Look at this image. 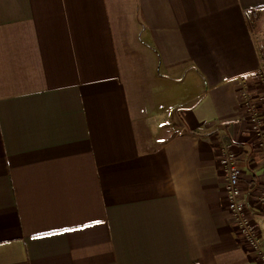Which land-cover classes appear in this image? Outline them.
Listing matches in <instances>:
<instances>
[{"label": "crops", "instance_id": "1", "mask_svg": "<svg viewBox=\"0 0 264 264\" xmlns=\"http://www.w3.org/2000/svg\"><path fill=\"white\" fill-rule=\"evenodd\" d=\"M261 45L264 0H0V264H263Z\"/></svg>", "mask_w": 264, "mask_h": 264}, {"label": "built area", "instance_id": "2", "mask_svg": "<svg viewBox=\"0 0 264 264\" xmlns=\"http://www.w3.org/2000/svg\"><path fill=\"white\" fill-rule=\"evenodd\" d=\"M259 17L258 10H252L249 20L255 24ZM256 85H250L248 79H244L242 102L247 113L250 130L260 141L259 146L264 147V45H261L259 54V67L254 72ZM219 162L226 176V203L229 211L236 219L237 233L243 236L250 246L257 250V257L264 264V243L258 237V229L247 214L248 208L243 200L241 185L242 169L239 164V155L236 152L223 148L220 150ZM261 182L263 183L264 171ZM264 203V196L261 198Z\"/></svg>", "mask_w": 264, "mask_h": 264}]
</instances>
